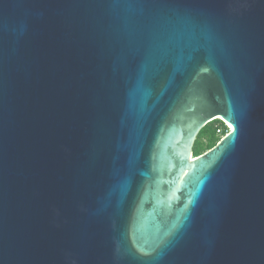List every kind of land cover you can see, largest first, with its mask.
I'll use <instances>...</instances> for the list:
<instances>
[{"label":"water","instance_id":"water-1","mask_svg":"<svg viewBox=\"0 0 264 264\" xmlns=\"http://www.w3.org/2000/svg\"><path fill=\"white\" fill-rule=\"evenodd\" d=\"M0 264H264V0H0Z\"/></svg>","mask_w":264,"mask_h":264},{"label":"trees","instance_id":"trees-1","mask_svg":"<svg viewBox=\"0 0 264 264\" xmlns=\"http://www.w3.org/2000/svg\"><path fill=\"white\" fill-rule=\"evenodd\" d=\"M219 131L220 133H218ZM228 132L227 127L218 119L206 124L196 136L192 146V156L196 157L213 148L219 139Z\"/></svg>","mask_w":264,"mask_h":264},{"label":"built area","instance_id":"built-area-1","mask_svg":"<svg viewBox=\"0 0 264 264\" xmlns=\"http://www.w3.org/2000/svg\"><path fill=\"white\" fill-rule=\"evenodd\" d=\"M224 125L226 126V127H228V125L226 124V123H224ZM218 133H220L219 131H217Z\"/></svg>","mask_w":264,"mask_h":264},{"label":"snow or ice","instance_id":"snow-or-ice-1","mask_svg":"<svg viewBox=\"0 0 264 264\" xmlns=\"http://www.w3.org/2000/svg\"><path fill=\"white\" fill-rule=\"evenodd\" d=\"M231 127V125H229Z\"/></svg>","mask_w":264,"mask_h":264}]
</instances>
